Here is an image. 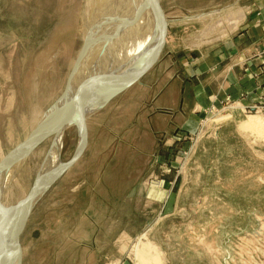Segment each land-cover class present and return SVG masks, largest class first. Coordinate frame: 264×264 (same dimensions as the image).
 I'll list each match as a JSON object with an SVG mask.
<instances>
[{
	"label": "rangeland",
	"instance_id": "obj_1",
	"mask_svg": "<svg viewBox=\"0 0 264 264\" xmlns=\"http://www.w3.org/2000/svg\"><path fill=\"white\" fill-rule=\"evenodd\" d=\"M131 1L0 0V264H264V92L194 118L179 105L195 60L251 10L261 28L264 0ZM114 22L132 27L117 48Z\"/></svg>",
	"mask_w": 264,
	"mask_h": 264
},
{
	"label": "crops",
	"instance_id": "obj_2",
	"mask_svg": "<svg viewBox=\"0 0 264 264\" xmlns=\"http://www.w3.org/2000/svg\"><path fill=\"white\" fill-rule=\"evenodd\" d=\"M253 15H255L253 10L247 12L245 20L239 24L235 32L225 38L226 46L213 48L211 55H214V59L211 62L207 61L206 63L204 57L195 60L194 63L199 66L197 73H203L206 79L201 80V73H195L192 75L194 77L190 76L192 79H185L187 94L183 101L179 102L185 115L194 118L211 106L220 104L227 95L237 99L243 93H247V102H252L264 92V84L259 85L258 89L255 88L256 80L264 82V74L261 73V69L264 70V67L260 61L264 57L259 58V55L264 51V23L261 28L246 25V21L252 19ZM262 15H264V11ZM229 60L231 61L228 62ZM258 73L260 76L255 78L254 74ZM167 102L168 98L163 96L156 104V107H159L157 109L166 110L161 112L164 113L166 120L169 119L166 107L172 106V102L168 103L170 105ZM243 103L249 104L245 100Z\"/></svg>",
	"mask_w": 264,
	"mask_h": 264
},
{
	"label": "bare ground",
	"instance_id": "obj_3",
	"mask_svg": "<svg viewBox=\"0 0 264 264\" xmlns=\"http://www.w3.org/2000/svg\"><path fill=\"white\" fill-rule=\"evenodd\" d=\"M143 0H132L131 1V4H133V8H134V6L136 5V4H139V3H141ZM149 1L150 0H145V4L147 3L148 5H149ZM152 1V0H151ZM143 3V4H144ZM135 4V5H134ZM144 4V5H145ZM153 4V3H152ZM151 4V2H150V5H152ZM139 5H141V4H139ZM138 6V5H137ZM139 7V6H138ZM129 8H130V6H129ZM128 8V9H129ZM135 8H136V6H135ZM140 8V7H139ZM139 8H138V10L137 11H139ZM141 9V8H140ZM94 10V9H93ZM96 10V9H95ZM130 10V9H129ZM132 10H135V9H132ZM123 11H124V9H123ZM137 11H135V12H137ZM96 13V11H93V13ZM127 12V11H126ZM92 13V12H91ZM92 13V14H93ZM130 12L128 11V14H129ZM132 13V12H131ZM134 13V12H133ZM141 13V12H140ZM127 14V13H126ZM127 14V15H128ZM136 14L137 13H135V14H133V20H132V22L133 23H131V25H135V19L137 18L136 17ZM139 14V13H138ZM95 14H93V16H94ZM122 15V14H121ZM120 15V16H121ZM127 15L126 16H124V17H127ZM142 16V15H141ZM232 16V17H231ZM122 18H123V16H121ZM121 17H119V18H121ZM132 17V16H131ZM131 17H130V19H131ZM139 17V16H138ZM209 17V16H208ZM91 18V17H90ZM118 18V19H119ZM127 18H129V17H127ZM116 19H117V17H116ZM117 19V20H118ZM128 20V19H127ZM137 20V19H136ZM142 20V19H141ZM236 20V18H235V16H233V15H230V17H229V19H226V21H225V23L224 22H221V25L222 26H224L225 28H233L234 26H235V21ZM121 21V19L119 20V22ZM124 21V20H123ZM122 22V21H121ZM126 23V22H125ZM124 24V23H123ZM127 24V23H126ZM114 25H115V29L116 30H114V32H115V35H113V38H110V37H106V40L108 39V40H112V39H114V42H113V44H114V47H116L117 48V46L120 44V40L122 41V39H124V37H126V35H128V31H129V28L131 27V25L129 24V25H123L125 28H119L118 27V25H119V23H115L114 22ZM120 26V25H119ZM128 28H127V27ZM147 27V26H146ZM220 24L217 22V23H212V24H210L208 27H206L202 32H200L199 33V35H200V38H206V37H210V36H212V35H214L215 33H218V31H219V29H220ZM132 28V27H131ZM145 28V27H144ZM149 28V27H148ZM148 28H146V29H148ZM155 28V27H154ZM152 29L151 28V31H147L145 34L147 35V33H149V36L147 37L145 34L143 35V33H142V35L140 36L141 37V39L143 40L144 38H146L145 39V41H143L142 43V46H143V48H142V50H143V54H144V56H145V60H148L147 62H146V64L141 68L142 70H140L139 71V74L138 75H140L148 66H149V64H150V62H151V58H147L148 57V55H149V49H148V45H149V43L151 44V45H153L154 43L153 42H155V41H153L152 39H153V37L154 36H161V33L159 32V30L157 29V28H155V29ZM159 28V27H158ZM141 30V29H140ZM145 29H142V32L144 31ZM139 32V31H138ZM137 33V32H136ZM136 33H134V35L136 34ZM130 35H132L133 36V34H130ZM130 35H129V37H130ZM138 35V34H137ZM137 35H135L136 36V38L137 37H139V36H137ZM112 36V35H111ZM118 36H120V38H118ZM143 36V37H142ZM129 37H127V38H129ZM131 38V37H130ZM130 38H129V40H130ZM133 38V37H132ZM135 39V38H134ZM134 39H133V41H131V42H134ZM156 39V38H155ZM125 40V39H124ZM139 40V39H138ZM135 41H137L136 39H135ZM124 42V41H123ZM131 42H129V43H131ZM128 43V42H127ZM126 43V44H127ZM136 43V42H135ZM109 44H111L110 42H109ZM125 44V45H126ZM122 45H124V44H122ZM124 45V46H125ZM127 45H129V44H127ZM120 46V45H119ZM118 46V47H119ZM123 47V46H122ZM128 47V46H127ZM129 47H130V45H129ZM128 47V48H129ZM153 47V46H152ZM151 47V48H152ZM134 48V47H133ZM123 49V48H122ZM157 49V48H156ZM155 49V52L157 51ZM137 49H135V51H136ZM134 51V52H135ZM111 52V51H110ZM110 52H104L103 54H104V56H106V54H107V56H106V58L108 57V55L110 54H113L114 52H112V53H110ZM116 53V52H115ZM152 53H153V51H152ZM152 53H151V55H152ZM154 54V53H153ZM150 56V55H149ZM95 57H97V56H95ZM110 57V56H109ZM151 57V56H150ZM100 58V57H99ZM111 58V57H110ZM110 58H108V59H110ZM137 59H138V57H137ZM136 59V60H137ZM145 60H142V61H145ZM96 61H99V59L98 60H96ZM135 61V60H134ZM134 61H133V63H134ZM140 61V60H139ZM131 63V62H130ZM129 63V64H130ZM137 63H139L138 65H141L142 64V62L140 63V62H137ZM128 65V64H127ZM132 65V64H131ZM134 66V65H133ZM125 67H126V65H125ZM128 67V66H127ZM132 67V66H131ZM136 67V66H135ZM138 67V66H137ZM140 69V68H139ZM123 74V73H122ZM124 75V74H123ZM121 79V78H120ZM118 86V83L116 84V87ZM115 87V88H116ZM115 90V89H114ZM108 91V90H107ZM113 90L111 89L110 91H109V94L112 92ZM101 94H103V92H101ZM100 94V95H101ZM104 94H108V92H105ZM108 96V95H107ZM103 97H105L104 95H103ZM103 99V98H102ZM96 100V99H95ZM93 101L94 100H92V102L90 101L89 102V106L90 105H92L93 104ZM93 106V105H92ZM59 108V107H58ZM57 108V109H58ZM56 109V110H57ZM56 110H54V112H56ZM87 108H84L83 109V111L79 114V115H77L74 119H71V120H69V119H67L66 118V121L64 120V122H62V121H59V122H56V124L53 126V128L55 127V129H57L56 130V133H57V135L58 136H60L61 134H62V131L64 130V127L66 126H68V124H70V126H72V125H79V120L81 121L82 119V117H86V115H87ZM53 112V113H54ZM88 112H89V109H88ZM52 113H49L48 114V116H45L44 117V119H48L49 117H50V115H51ZM43 119V118H42ZM46 120H44V121H46ZM43 121V120H42ZM43 121V122H44ZM262 123V122H261ZM261 123H259V122H253L252 120L251 121H248V122H246V123H244V124H241L240 126H238V130H240V132H244V130H245V132H246V130H253V129H257V128H255V127H257L258 126V124H261ZM38 125H42V122H41V124H38ZM264 125V124H263ZM260 126V125H259ZM39 128H41V127H39ZM53 128H51V129H53ZM261 128V127H260ZM36 130V129H35ZM244 132V133H245ZM35 133V132H34ZM256 133V132H255ZM36 134V133H35ZM39 138H41L40 136H39ZM34 139H37V138H34ZM24 154V153H23ZM22 154V155H23ZM18 157H20V156H18ZM25 157V155H23L22 157H20V158H17L16 160H13V163H15V162H18V163H21V161H22V159ZM13 163L11 164V166L13 165ZM4 189V188H3ZM6 230L8 229V224L6 225ZM8 233V232H7ZM7 233H6V236L7 237H10L9 236V233H8V235H7ZM145 235L143 234L141 237H139V239H138V241H140L143 237H144ZM5 239H6V237H5ZM4 239V240H5ZM7 242V241H6ZM9 248H10V246L9 245H3V250L5 251V254L7 255V257H8V254H9ZM136 248H138V247H136ZM136 250V253H137V251H138V249H135ZM156 256V255H155ZM152 258V257H151ZM157 260V258H154V260ZM155 260V262H158L159 260H157L156 261ZM153 261V260H152ZM152 261H149L150 263L152 262ZM153 263V262H152ZM153 264H155V263H153ZM156 264H158V263H156Z\"/></svg>",
	"mask_w": 264,
	"mask_h": 264
},
{
	"label": "water",
	"instance_id": "obj_4",
	"mask_svg": "<svg viewBox=\"0 0 264 264\" xmlns=\"http://www.w3.org/2000/svg\"><path fill=\"white\" fill-rule=\"evenodd\" d=\"M131 82H133V79H132V80H129V83H131ZM118 90H120V88L117 89L116 92H117ZM114 93H115V92H114ZM114 93H113V94H114ZM113 94H112V96H113Z\"/></svg>",
	"mask_w": 264,
	"mask_h": 264
}]
</instances>
